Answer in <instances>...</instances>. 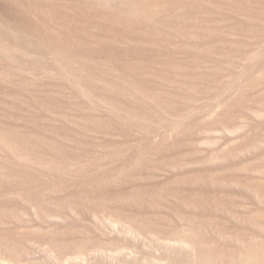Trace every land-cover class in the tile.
I'll use <instances>...</instances> for the list:
<instances>
[{
	"label": "rangeland",
	"instance_id": "1",
	"mask_svg": "<svg viewBox=\"0 0 264 264\" xmlns=\"http://www.w3.org/2000/svg\"><path fill=\"white\" fill-rule=\"evenodd\" d=\"M0 264H264V0H0Z\"/></svg>",
	"mask_w": 264,
	"mask_h": 264
}]
</instances>
